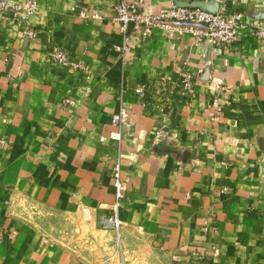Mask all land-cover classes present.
I'll use <instances>...</instances> for the list:
<instances>
[{
    "label": "crops",
    "instance_id": "0c3cea01",
    "mask_svg": "<svg viewBox=\"0 0 264 264\" xmlns=\"http://www.w3.org/2000/svg\"><path fill=\"white\" fill-rule=\"evenodd\" d=\"M28 1L0 14V264H264V0H227L231 47L130 27L123 57L117 0Z\"/></svg>",
    "mask_w": 264,
    "mask_h": 264
},
{
    "label": "built area",
    "instance_id": "2783aa9c",
    "mask_svg": "<svg viewBox=\"0 0 264 264\" xmlns=\"http://www.w3.org/2000/svg\"><path fill=\"white\" fill-rule=\"evenodd\" d=\"M225 1L214 0L219 5L217 10L174 2L166 10L148 13L138 4L117 0L114 21L119 27L121 57L130 50V37L127 36L130 27L133 32H139L142 38H147L154 31H158L166 37L188 35L196 42L218 47H231L239 41L246 40L247 35L243 31L246 27L244 16L240 12L226 14L224 11ZM36 11L37 7L33 1L0 0V14H11L12 20L19 25H24ZM250 27L252 29L250 37L256 41V46L264 44V23L258 21L251 24ZM26 34L34 36L32 31H27ZM50 58L56 64L67 63L61 50H55ZM182 86L184 90L190 91L188 78L182 80ZM137 93L141 95L142 92L137 90ZM113 178L116 207L124 196V186L120 181L118 168L115 169ZM103 224L114 230H118L121 226L115 214L104 219Z\"/></svg>",
    "mask_w": 264,
    "mask_h": 264
},
{
    "label": "rangeland",
    "instance_id": "374dc122",
    "mask_svg": "<svg viewBox=\"0 0 264 264\" xmlns=\"http://www.w3.org/2000/svg\"><path fill=\"white\" fill-rule=\"evenodd\" d=\"M211 2H213V3L216 5L217 9L219 8V5H218L217 3H215L214 0H211ZM226 2H227V0H226L225 3H224V7H225ZM180 3H181V2H180ZM182 4H184V3H182ZM187 5H191V4H187ZM193 6H196V5H193ZM197 7H200V6H197ZM200 8H202V7H200ZM204 9H208V8H204ZM208 10H210V9H208ZM67 233H68V234H71L72 232L67 231ZM86 244L88 245V243H86ZM83 250H86V252H88L86 247H84ZM100 250L103 251V248L100 249Z\"/></svg>",
    "mask_w": 264,
    "mask_h": 264
}]
</instances>
